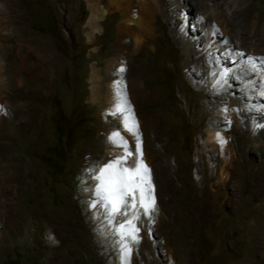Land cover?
<instances>
[{
    "label": "rangeland",
    "instance_id": "374dc122",
    "mask_svg": "<svg viewBox=\"0 0 264 264\" xmlns=\"http://www.w3.org/2000/svg\"><path fill=\"white\" fill-rule=\"evenodd\" d=\"M243 1V6H252L253 16L264 18V0ZM12 3L18 10L13 12L21 18L1 33L16 39L25 35L32 38L28 44L40 47L47 62L52 53L55 55L52 61L57 63L58 73L46 90L48 81L43 90L40 82L29 80L25 102L43 115L42 128L38 123L23 128L17 107L25 102L17 95L6 100L12 105L9 117L0 118V164L19 166L16 171L23 184L17 204L23 216L20 227L12 229L11 218L7 222L5 216L0 218V264H122L124 252L117 229L126 217L110 218L94 191L97 169L115 160L121 150L112 146L109 137L122 131V122L120 117H101L100 105L91 103L89 82L92 65L104 71L116 48L120 13L110 10L102 21L101 33L90 43L86 32L92 6L106 10L108 0ZM209 4L212 10L213 2ZM223 8L232 13L226 5ZM0 43L8 49L3 38ZM145 47L150 54L143 59L145 79L141 84L157 89L159 98L148 109L155 112L160 128L146 132L152 138L147 151L156 210L146 216L141 209L136 221L138 241L127 238L123 242L131 249L130 264H244L248 259L250 264H264V97L253 103L236 99L243 101L241 116L245 119L252 114L255 118L258 138L250 132L248 121L242 122L237 134L227 133L235 146L240 137L245 139L237 158L241 164L244 156L248 163L246 169L230 174L229 186L219 188L224 162H216L215 177H206L215 170L207 138L216 115L214 107L222 103L218 90L212 82L207 84L204 76L198 83L187 77L188 53L161 13L155 34ZM26 52H16L9 63L0 56V77L5 82L13 83L26 75L22 67L23 61H28ZM47 65L44 62L43 67ZM211 66L217 67L212 62L205 70ZM157 134L171 137L166 150L156 143ZM206 180L216 193L204 188ZM169 189V196L160 195ZM201 210L204 221L194 226L193 218ZM0 213L8 215L2 209Z\"/></svg>",
    "mask_w": 264,
    "mask_h": 264
},
{
    "label": "bare ground",
    "instance_id": "6f19581e",
    "mask_svg": "<svg viewBox=\"0 0 264 264\" xmlns=\"http://www.w3.org/2000/svg\"><path fill=\"white\" fill-rule=\"evenodd\" d=\"M210 1L213 2L212 10L209 4ZM244 2L243 0H108L109 7L106 10L98 7L96 9L94 8L95 5L92 6L94 9H91L87 21L86 38L88 42L93 43L97 35L101 33L102 21H104L105 15L110 10L115 9L120 13V22L116 31V48L113 49L112 54L106 61L105 70L99 69L96 64L91 67L89 78L91 103L94 106L100 105L101 117L104 120L121 118L123 129L120 133L128 142L129 147L135 151L136 140L131 133L124 129V116L127 113L120 114L115 111L119 99L118 93L126 96L131 107V115L138 126L143 160L151 171L152 164L149 160L147 146L148 141L152 138L146 132L151 130L156 132L160 128V121L154 114L155 112L149 111L148 105L156 102L159 98L157 89L145 86L141 84V81L145 79L142 66L143 59L150 54V50H146L145 45L155 34V25L159 13L166 19L175 39L183 43L184 49L188 53L185 61L187 77L198 83L204 76V81L207 84L212 82L218 90L217 97L222 99V103L216 104L214 107L216 115L211 123L207 138L208 150L211 153L212 165L215 166V170L206 177H215L216 162H224L225 169L217 186L219 188L221 186L227 187L230 185L228 177L233 171L246 169L248 162L245 157H242L241 164L238 163L237 158V152L242 151L245 139L240 137L235 146L227 133L231 131L237 134L242 122L248 121L251 125L250 132L254 134L256 139L258 138L257 129L259 128L256 127L255 118L250 114L249 118L244 119L241 116L243 101L237 102L236 99L243 98L244 101L253 103L255 101L260 102V96L264 97V18H260L259 14L253 16L252 6H243ZM225 5L229 8V11H232L231 14L223 8ZM14 6L12 0H0V37L8 43V49L5 48L6 44L0 43V56H3L9 63L15 55L17 56L16 52L19 51L20 53L22 50H26L25 55L29 62L23 61V66L21 65L26 69V75L17 77L13 83H7L4 77V79L0 77V118L3 120L9 117L8 107L12 106L6 100L13 95L19 96L23 102L29 98V80L31 78L40 82L43 90V84L48 81L47 86H45L46 90V87L52 85L58 73L57 63L53 62L55 55L52 53L49 58L53 61L47 62L41 55L42 49L40 47H33L28 44L33 40L32 38L25 35L20 39H16L15 36V38H11V36L1 33L3 30L15 26L21 18L20 15L13 12V10L18 12L17 8L14 9ZM44 62L49 64L46 68L43 67ZM212 62L217 67L211 66V69L207 72L205 68L211 65ZM121 68L124 69L123 72L120 71ZM41 88H39V92H41ZM256 94H259V96ZM40 98L41 101L45 100L44 96ZM30 106L31 104L27 101L17 107L21 125L24 129H29L34 123H38L42 128L44 126L43 115L34 111L35 107L30 108ZM218 136L225 143L221 144L220 140L217 139ZM170 139V136L157 134L156 143L161 144L162 150H166L170 145ZM111 144L117 147L112 142ZM262 144L264 145V142ZM115 155L116 159L121 157L123 155L122 149L118 150ZM134 158H128V165L132 164ZM5 163H3L4 165L0 164V211L2 209L8 215L0 213V218L5 216L6 222L11 218V223L8 221L11 224L9 225L11 228L18 229L21 224L19 223L20 218L23 216H21V210L17 204L22 198L23 184L19 173L16 171L19 166L16 169L11 163ZM262 163L263 161L260 164L261 166H263ZM198 164H202V161H199ZM198 172V169H196L197 178L200 180L202 177L199 176L200 174L198 175ZM207 182L206 180L204 188L209 190L210 193H216L217 191L209 186ZM163 190L160 195L164 197L169 196L172 192L170 189L166 192ZM204 194L205 190H203L202 196ZM203 221L204 211L201 210L193 218V225L200 226ZM6 232H8L7 228ZM129 257L127 259L124 257L122 264H130ZM250 263L251 260L248 259L244 264Z\"/></svg>",
    "mask_w": 264,
    "mask_h": 264
},
{
    "label": "snow or ice",
    "instance_id": "6c2138e0",
    "mask_svg": "<svg viewBox=\"0 0 264 264\" xmlns=\"http://www.w3.org/2000/svg\"><path fill=\"white\" fill-rule=\"evenodd\" d=\"M120 71L123 72L124 69L121 68ZM118 96L115 111L120 114L127 113L124 116V129L134 136L135 151L129 147L119 131L113 132L109 140L122 149L123 155L97 169L98 174L94 177L97 184L94 191L98 201L106 207L110 218L117 215L126 217L120 222L117 232L122 242L124 257L127 259L131 249L127 243L123 242L127 238L138 241L139 229L136 221L140 218V210H143V215L150 216L156 210V201L154 186L151 182V170L143 160L138 126L131 115V107L126 96L119 93ZM217 139L221 144L225 143L221 137L218 136ZM129 157H135L130 166L128 165ZM129 211L131 212L130 218H128Z\"/></svg>",
    "mask_w": 264,
    "mask_h": 264
}]
</instances>
